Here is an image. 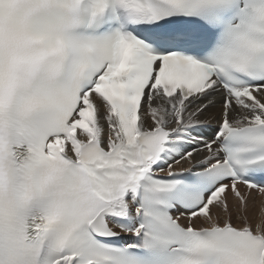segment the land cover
Segmentation results:
<instances>
[{"label":"snow or ice","instance_id":"1","mask_svg":"<svg viewBox=\"0 0 264 264\" xmlns=\"http://www.w3.org/2000/svg\"><path fill=\"white\" fill-rule=\"evenodd\" d=\"M0 264H264V0H0Z\"/></svg>","mask_w":264,"mask_h":264},{"label":"bare ground","instance_id":"2","mask_svg":"<svg viewBox=\"0 0 264 264\" xmlns=\"http://www.w3.org/2000/svg\"><path fill=\"white\" fill-rule=\"evenodd\" d=\"M202 119H205V120H207V117H204V118H202ZM211 123H215L214 121H212Z\"/></svg>","mask_w":264,"mask_h":264}]
</instances>
